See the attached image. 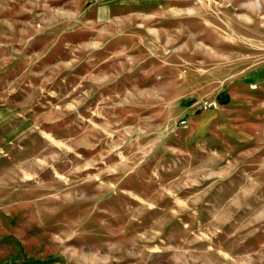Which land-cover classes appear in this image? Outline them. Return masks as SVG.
<instances>
[{
	"label": "rangeland",
	"instance_id": "obj_1",
	"mask_svg": "<svg viewBox=\"0 0 264 264\" xmlns=\"http://www.w3.org/2000/svg\"><path fill=\"white\" fill-rule=\"evenodd\" d=\"M0 264H264V0H0Z\"/></svg>",
	"mask_w": 264,
	"mask_h": 264
}]
</instances>
